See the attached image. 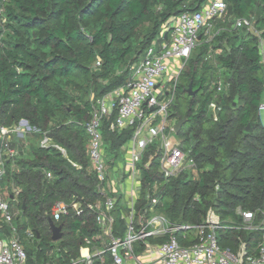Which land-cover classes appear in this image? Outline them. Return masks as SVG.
Listing matches in <instances>:
<instances>
[{
    "label": "trees",
    "instance_id": "1",
    "mask_svg": "<svg viewBox=\"0 0 264 264\" xmlns=\"http://www.w3.org/2000/svg\"><path fill=\"white\" fill-rule=\"evenodd\" d=\"M208 0H0V119L13 127L22 120L40 130L17 140L20 152L6 164L3 191L19 190L20 215L16 226L35 241L25 249L27 264H72L81 249L100 244L95 214L88 205L104 201L90 157L91 122L97 101L125 84L131 68L158 40L166 25L183 13L199 12ZM226 21L217 22L216 37L200 41L180 76L170 108L175 125L188 121L179 136L183 151L195 168L164 180L157 158L142 169L137 211L158 197V212L175 226H199L212 209L222 222L217 231L222 248L233 251L242 242L253 250L264 230H245L238 210L264 221V53L258 36L237 19L253 22L261 32L264 50V0H225ZM227 24V25H226ZM221 25L224 28L218 29ZM97 62L101 63L96 67ZM223 82L219 91L218 82ZM192 84V91L188 92ZM237 102V106L234 103ZM221 109L214 119L211 104ZM116 114L104 119L101 133L111 172L124 160V147L134 129L111 131ZM254 124L253 131L246 129ZM47 134L49 148L40 146ZM55 146L63 149L62 152ZM150 147L149 158L156 155ZM52 177L48 178V174ZM156 184L160 190L153 192ZM115 194V193H110ZM120 194L115 210V233L123 237L126 207ZM57 202L82 204V214L71 212L59 222L53 218ZM122 211V212H121ZM48 217L63 227V239L54 243ZM7 227L0 216V233ZM187 234V239H184ZM178 242H195V230L178 231ZM90 241L91 244L87 242ZM162 243L165 239H150ZM232 250V249H231ZM81 264V263H78Z\"/></svg>",
    "mask_w": 264,
    "mask_h": 264
},
{
    "label": "built area",
    "instance_id": "2",
    "mask_svg": "<svg viewBox=\"0 0 264 264\" xmlns=\"http://www.w3.org/2000/svg\"><path fill=\"white\" fill-rule=\"evenodd\" d=\"M227 9L225 0H208L201 11L183 13L173 18L162 33V40L155 42L143 59L131 68L129 80L97 101L92 120L87 125V133L90 136V157L100 181L104 201L87 207L95 214L100 230V244L81 249L80 260L72 264H264V237L253 250L244 242L236 252L220 246L217 231L222 228V222L212 209L208 211L205 222L196 227L172 225L165 215L158 212V197L151 198L148 195V200L151 201L149 208L137 211L142 189V169L148 168L145 161L150 147H156L157 152L149 161L157 158L160 173L166 181L182 171L195 168L194 160L183 151L181 142L172 141L175 124L169 111L176 98L180 76L193 51L202 39L210 42L216 37L219 33L215 31L216 23L225 19ZM243 27L260 38L263 54L261 32L250 20H235V29ZM100 66L101 63L97 62L96 67ZM218 84L221 91L223 82L219 81ZM210 108L217 120L221 109L216 103L211 104ZM261 110H264V102ZM115 114L111 131L120 132L133 128L134 133L123 149L125 163L114 170L113 174L107 165L101 125L104 119H110ZM33 133L39 134L40 130L31 127L25 120L9 128L0 119V216L8 230L7 233H0V264H27V254L15 224L19 209L15 215L12 213V202L19 208L20 192L13 187L5 195L1 181L6 175V164L9 161L14 164L20 155L13 143L25 140ZM40 146L49 148L54 145L48 135L44 134ZM117 174L119 178H116ZM51 177L49 173L48 178ZM108 185L110 193L120 191L123 195L121 204L127 210L122 214L126 223L123 237L115 233V210L120 197L109 194L105 188ZM160 188L161 185L156 184L153 192L156 194ZM71 212L81 216L82 204L57 202L53 206V218L57 222ZM238 214L243 218L245 230H264V221L261 225L256 224L255 213L239 209ZM193 230L196 240L188 246L181 245L175 237L178 231L188 233ZM150 239L165 241L153 243ZM184 239H187V234H184ZM87 243L91 244L90 241Z\"/></svg>",
    "mask_w": 264,
    "mask_h": 264
},
{
    "label": "rangeland",
    "instance_id": "3",
    "mask_svg": "<svg viewBox=\"0 0 264 264\" xmlns=\"http://www.w3.org/2000/svg\"><path fill=\"white\" fill-rule=\"evenodd\" d=\"M226 19H227V17H226V15H225V19H223L222 21L224 22V21H226ZM222 21H220V22H222ZM226 22H228V24H229V26L231 25L230 24V22H229V20L227 19V21ZM227 25V24H226ZM222 29V28H224V26L223 25H221L220 27H218V29ZM261 120H262V123L264 124V110H261ZM173 123L175 124V121L173 120ZM172 141L174 142V143H178V142H181L182 140H181V138H180V136L179 135H177L176 133H174V135H173V137H172ZM124 164L125 163V160H119V161H117L116 162V165H121V164ZM113 174H114V172H113ZM116 176V178H119L118 177V174L117 175H115ZM111 184V183H110ZM111 185H113V184H111ZM106 188V191L110 194V186L108 185V186H106L105 187ZM122 189V186H120L119 187V190H121ZM114 190V188H112V191ZM8 189L6 188V191H5V195H7L8 194ZM112 195V194H111ZM114 195V194H113ZM116 196H118V197H120V191L118 192V193H116L115 194ZM124 202V201H123ZM18 207H17V205L14 203V202H12V213L15 215L16 213H18ZM19 212H21L20 211V209H19ZM21 213H19V215H20ZM16 222V221H15ZM1 237V236H0ZM106 240V239H105ZM23 246H24V248L25 249H31V250H35V241L34 242H31V241H29V238H28V236L26 235V234H23ZM225 249H232L233 250V248L229 245V246H227Z\"/></svg>",
    "mask_w": 264,
    "mask_h": 264
},
{
    "label": "water",
    "instance_id": "4",
    "mask_svg": "<svg viewBox=\"0 0 264 264\" xmlns=\"http://www.w3.org/2000/svg\"><path fill=\"white\" fill-rule=\"evenodd\" d=\"M167 38V34L165 36ZM202 39V36L199 37V40ZM188 92L193 96L195 95L196 92L193 93L192 91V84L189 86V89H188ZM234 106L236 107L237 106V102L234 103ZM188 121V118H184L183 120H180L176 125H175V133L177 135L180 134L183 126L186 124V122ZM253 127H254V124H251L247 127V131L248 132H252L253 131ZM154 158H151L150 161L148 162L147 164V167L150 168L151 165H152V162H153ZM13 198V197H11ZM48 221H49V224H50V229H51V232H52V240L54 243H58L60 242L62 239H63V227L62 226H57L54 222V220L51 218V217H48Z\"/></svg>",
    "mask_w": 264,
    "mask_h": 264
},
{
    "label": "crops",
    "instance_id": "5",
    "mask_svg": "<svg viewBox=\"0 0 264 264\" xmlns=\"http://www.w3.org/2000/svg\"><path fill=\"white\" fill-rule=\"evenodd\" d=\"M19 144L17 143V140L13 143V146L16 148H18L19 146H18Z\"/></svg>",
    "mask_w": 264,
    "mask_h": 264
}]
</instances>
